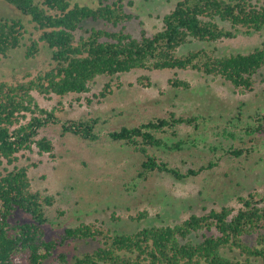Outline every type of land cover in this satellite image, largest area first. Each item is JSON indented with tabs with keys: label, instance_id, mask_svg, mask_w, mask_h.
Here are the masks:
<instances>
[{
	"label": "trees",
	"instance_id": "obj_1",
	"mask_svg": "<svg viewBox=\"0 0 264 264\" xmlns=\"http://www.w3.org/2000/svg\"><path fill=\"white\" fill-rule=\"evenodd\" d=\"M25 17L0 18V61L24 45L29 34L25 18L39 33L26 46V58H35L47 46L52 67L17 82L0 83V264H44L54 257L59 264H264V195L239 197L241 207L223 206L205 214H193L174 226H149L134 233L114 231L103 224L81 223L66 228L59 238L48 240L45 225L56 195L33 190L29 169L19 166L18 154L54 151L53 142L41 137L42 129L61 125L64 134L94 143L99 119L62 121L54 110L37 103L34 92L50 97L84 95L100 76L114 77L133 70H194L221 78L241 92H253L256 77L264 69V43L249 53L218 55L202 48L180 55L179 49L193 42L216 43L240 33H264V2L256 0H180L163 18V27L153 35L142 31L135 38L125 31L134 16L125 10V0H98V6L74 0H4ZM131 4V3H130ZM103 21L119 31L92 27L77 36L85 21ZM149 77H142L141 80ZM174 88H191L187 80L173 78ZM149 84V83H148ZM111 85L99 94L105 98ZM111 94V93H110ZM90 102V101H89ZM201 117L169 116L138 126H123L108 137L144 157L139 177L165 173L177 179L196 176L208 167L187 173L171 167L155 150L182 151L198 147V138L175 141L182 126L200 129ZM253 133L264 131V126ZM236 154H240L237 153ZM12 167V168H10ZM17 211L29 222H11ZM210 232L212 234H207ZM199 239V240H198ZM98 242L92 251L68 258L55 252L66 243Z\"/></svg>",
	"mask_w": 264,
	"mask_h": 264
},
{
	"label": "rangeland",
	"instance_id": "obj_2",
	"mask_svg": "<svg viewBox=\"0 0 264 264\" xmlns=\"http://www.w3.org/2000/svg\"><path fill=\"white\" fill-rule=\"evenodd\" d=\"M179 1L125 0L126 12L134 16L124 25L125 31L135 38H140L143 30L153 35L162 29L164 16ZM74 2L98 6V0ZM1 17L25 16L0 0ZM25 22L29 34L24 45L0 61V83L21 81L27 74L35 76L52 67L51 50L44 44L40 45V53L35 58H26L29 40L37 39L39 33L28 18ZM82 27L77 32L78 37L86 36L85 31L92 27L119 31L123 25L114 27L103 21L88 20ZM263 43L264 33H240L236 38L212 44L195 41L181 47L179 54L202 48L216 49L218 55L249 53ZM142 77H149V81L141 80ZM176 77L190 82L191 88L171 86L169 81ZM256 78L254 91L241 93L221 78L194 70L139 69L114 77L100 76L92 83L91 91L84 95L46 98L34 92L39 106L49 111L55 109L62 121L100 120L97 142H85L73 134H64L60 124L51 125L42 129L38 137H47L53 142L51 154H40L35 145L32 152L18 154L17 165H36L29 169L33 190L56 195V204L48 210L47 239L59 238L66 228L81 223L103 224L126 233L149 226H174L193 214L202 215L223 206L237 210L241 207L239 197L251 193L264 195V131H251L259 129L260 124L264 126V69ZM107 83L111 85L110 92L102 98L99 94ZM170 112L178 116L201 117L198 131L182 126L180 136L175 140L198 138L200 143L198 147L186 146L182 151L159 149L155 153L183 173L210 164L214 166L182 180L165 173H155L148 179L139 177L144 157L113 142L108 133L123 126H138L167 117ZM29 221L30 216L22 211H17L11 219V222ZM99 245L85 241L66 243L54 256L65 253L72 259ZM44 264L59 263L53 257Z\"/></svg>",
	"mask_w": 264,
	"mask_h": 264
}]
</instances>
